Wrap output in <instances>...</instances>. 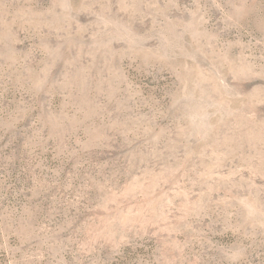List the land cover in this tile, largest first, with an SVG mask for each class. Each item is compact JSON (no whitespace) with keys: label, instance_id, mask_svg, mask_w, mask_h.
Returning <instances> with one entry per match:
<instances>
[{"label":"rangeland","instance_id":"374dc122","mask_svg":"<svg viewBox=\"0 0 264 264\" xmlns=\"http://www.w3.org/2000/svg\"><path fill=\"white\" fill-rule=\"evenodd\" d=\"M0 264H264V0H0Z\"/></svg>","mask_w":264,"mask_h":264}]
</instances>
